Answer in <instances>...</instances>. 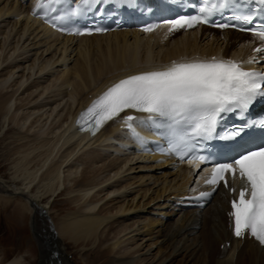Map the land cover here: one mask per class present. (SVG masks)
I'll list each match as a JSON object with an SVG mask.
<instances>
[{"label": "bare ground", "instance_id": "obj_1", "mask_svg": "<svg viewBox=\"0 0 264 264\" xmlns=\"http://www.w3.org/2000/svg\"><path fill=\"white\" fill-rule=\"evenodd\" d=\"M27 8L28 4L24 1L0 0V20L9 19L10 23V18H13L10 31L8 30L9 34H13V38H17L14 50L17 49L18 53L13 57L15 59L13 62L24 63L30 60L32 55H35L36 57L29 67L33 71V67L36 66L38 70L36 69L35 72H38V75L34 72L37 75L34 78L36 80L31 79L27 85L25 81L20 79L24 76L22 74L15 82L12 70L18 64L8 65L12 61L8 60L10 62L7 63L8 57L2 58L0 71L6 68L10 69L6 72L7 76L0 80V84H4L2 89L6 91L4 94L0 91V100L5 117L14 108L10 120L17 121V114L20 111L21 117L17 121L18 124L20 123V127H25V124L30 121L25 129L26 138L23 137V139L29 138L28 142L34 144V147L26 157L28 159L36 151L37 153L33 155L31 160H28L29 164L34 165L33 170L30 172L28 165L24 166L25 172L30 175L32 180L28 181L21 189L16 186H10L9 189L8 185L2 184L0 179V188L9 192L1 193L19 196L21 201L24 200V206L27 205L30 210L31 226V217L36 226H43L40 230L38 227L36 228L41 242L48 238L55 243V247L51 250L54 256L48 258L46 262L41 260V264H70V260L66 258L67 254H65L66 247L63 243L65 239L92 244L100 242L99 250L103 249L101 254L102 258H106L105 264H175L176 261H181L182 264H264V246L258 245L249 238L241 239L231 236L227 226L225 214L227 204L222 194V188L218 189L213 200L202 209L189 208L178 211L173 205V199H169L168 203L164 202L163 205L161 203L157 205L156 202H161L160 197L163 195L165 197L175 196L183 187L186 180L183 166L178 170H172L174 174H171L173 176L172 184L168 185L163 182L160 188L155 186L141 190L133 182H126L129 172L133 171L130 166L152 168L145 166L146 163L137 166L133 164L139 160L134 155H130L129 152H125L128 150L125 147L127 140L123 137L125 133L115 132L116 127L111 122L107 123L95 135L74 128L76 116L103 87L117 77L164 64L179 56L188 59L229 52L231 55L239 54L247 51L250 47L247 40L250 37H244L242 33H237L231 29L222 31L211 29L210 33V30L204 26L165 41L160 40V33L157 31L150 35H142L136 31H116L76 38L72 36L61 37L53 33L47 26L37 23L36 19L31 18L26 12ZM119 36L123 38L125 44L128 43L126 44L128 48L127 46L124 48H127L126 50H129V47L132 49L127 59L128 66L124 68L125 56H122L123 53H117L109 57V61L106 62L107 71H114L112 75L103 78L101 77L102 72H98L96 76L89 73V66L83 63L88 61L86 53L89 47L86 48L85 44L90 43L89 41H106L108 43L109 40L107 39L113 38L116 41V37ZM21 39H23V43L28 40V45L17 48ZM10 40L8 45L11 43ZM119 44H123V42ZM44 55L49 57L46 58ZM76 56L77 61L75 60ZM68 61L73 62V65L68 67ZM58 63L62 64L63 68L60 71L62 75L60 76L63 77L64 81L55 89L60 94L61 92L65 94L61 99L65 98L66 95L69 97L64 99L65 103H56L57 99H51L58 92L53 93L50 91V85L43 86L39 82L45 74H51L52 66ZM39 74L42 76L39 77ZM25 78L27 81V77ZM55 78L57 79V77ZM10 79L12 80L8 82ZM29 89L33 90L25 98L18 96L15 98L19 90L20 94L24 95ZM48 90L49 93L47 94L46 91ZM7 91H13V93L8 95ZM42 94L45 96L43 97ZM13 98H15L14 103L12 102ZM21 101L23 103H20ZM48 120L50 121L46 127ZM34 125L38 128L31 131L35 128ZM102 150L114 151L115 156L107 163L103 161L99 167H93L92 162L102 159ZM81 156H83V161L86 164L85 168L78 172L77 162ZM154 165L156 167L163 166L160 163ZM21 170L23 171V169ZM112 170L113 177L109 174ZM104 171H107L108 174L100 179ZM32 172L33 174H30ZM161 173L147 175L143 172L141 175L159 177ZM131 176L134 177V175ZM36 178H40L39 182H41L42 189L38 186L36 192L31 193L30 186ZM167 179L170 180L172 177L168 176ZM65 183L68 184L67 187H65ZM142 184L144 183L142 182ZM61 188L66 190L69 200L75 203L77 209L52 224L47 217L46 206L42 205L40 200L47 193L59 192ZM132 192L135 193L134 196ZM129 193L133 196L132 204L136 196H140L138 198H142V200L146 198L149 202L154 201L153 204L146 203L144 206L146 211L155 205L159 209H167V212L165 211L166 213H163L162 216L163 218L168 217L167 222L161 219L160 214L162 212L159 214L160 220H151L152 217L148 216L142 220L140 225L137 220L128 222L132 218H139L137 214L139 209H134L135 205L132 204L128 206L127 202L124 201ZM121 198L122 200L116 201L117 203L120 202V205L113 207L116 209V213L107 215L105 212L108 202ZM31 200L36 202V206L30 205ZM161 206L163 208H160ZM96 207L97 210L95 211ZM130 209H134L132 212H136V214L128 217L126 213ZM117 214H120L118 218L117 216L112 218ZM21 260V257L17 256L0 264H25L21 263Z\"/></svg>", "mask_w": 264, "mask_h": 264}, {"label": "snow or ice", "instance_id": "obj_2", "mask_svg": "<svg viewBox=\"0 0 264 264\" xmlns=\"http://www.w3.org/2000/svg\"><path fill=\"white\" fill-rule=\"evenodd\" d=\"M51 2L61 3L62 0H49V3ZM105 2L107 0H79L75 9L70 6L66 15L58 19L82 15L91 7H98ZM117 2L132 4L133 0ZM201 2L204 6L198 7V14L165 20L164 23L169 25V32L209 23L213 15L240 4V0ZM256 2L264 10V0ZM42 6L43 0H37L36 8ZM33 14L35 15V10ZM231 18L236 24L221 23L218 26L239 27L245 30L244 26L251 25L254 20L252 14L238 11ZM159 26L150 25L143 31H152ZM249 30L264 41V24ZM255 51L261 52L264 49L256 48ZM247 62L253 63L255 58ZM258 98L264 99V73L246 71L236 61L216 57L173 61L161 69L120 79L81 114L77 123L87 121V127L81 126L80 130L95 134L104 124L126 110L147 113L148 121L166 129L168 151L178 153L183 159L188 151L194 150L193 141L203 142L216 138L233 140L241 136L245 128L256 126L255 123L250 125L244 120L241 126L223 132L219 127L223 114L235 112L243 117ZM135 119L132 115L124 117L130 129H133L131 122ZM258 124L264 129V119ZM193 158L200 163L206 161V157L202 155ZM211 171L212 175L205 181L206 184L217 185L223 181L227 187L226 173H231L234 178L238 173L239 178L246 182L239 192V198L231 202L232 210L229 216L232 218L233 232L237 237L248 233L264 246V143L245 149L231 162L216 164ZM206 195L210 193L201 192L196 199Z\"/></svg>", "mask_w": 264, "mask_h": 264}, {"label": "rangeland", "instance_id": "obj_3", "mask_svg": "<svg viewBox=\"0 0 264 264\" xmlns=\"http://www.w3.org/2000/svg\"><path fill=\"white\" fill-rule=\"evenodd\" d=\"M12 21H13V18H10V23H9V19H7L5 21L0 20V26H1V28H0V60L2 58L8 57L7 63L12 61L8 65L11 64L14 66L15 64H18V66L16 65L17 67L12 70L14 73L13 79L15 82H17L18 78L22 74L24 76L20 79H22L23 82L25 81L26 82L25 84L27 85L31 82V79L36 78L38 75V72L37 73L35 72L36 69L38 70V68L36 66L33 67L34 68L33 71L29 67V66H31L33 59L36 56L32 55L30 60H28L24 63L23 62H20V63L13 62V61H15V59L13 57H15V55L18 53V51H17V49L14 50L15 49V41L17 40V38L16 37L13 38L12 33L9 34ZM5 37H7L8 40H7V38L5 39ZM23 39H24V37H23ZM23 39L20 40L17 48L26 47V45H28V40L25 41L26 43L25 42L23 43ZM112 39L113 38L107 39V40H109L108 43L106 41H102V42L101 41H99V42L94 41L96 43H94L93 41H89L90 43L87 42L88 45H87V43L85 44L86 48L89 47L88 48L89 50L87 49V53H86V56L88 57L87 58L88 64H87V62H83V63L86 64L87 66H89V68H90L89 73H91L92 75L96 76L98 72L99 73L102 72L101 77H103V78L112 75L114 73V71H111V72L107 71L108 65L106 64V62L109 61V59H108L109 57L114 56L117 53L118 54L123 53L122 56H125L124 64L126 63V66L124 65V68H126L128 66L127 59L129 58V53L132 51V49L129 47V50H126L128 48V46L126 44H128V43L125 44L122 37H120V36L118 38L116 37V41L113 39L112 43L113 44L115 43L114 45L111 43ZM9 40L11 42L10 43L11 45L9 44L10 46L7 44V43H9ZM3 41H6V42L4 43ZM103 42H104V44H103ZM121 42H123V44H119ZM90 44H91V46H90ZM122 45H124V46H122ZM125 46H127V48H124ZM4 47H5V49H4ZM124 49H125V51H124ZM13 51L16 53H14ZM9 55L11 58L9 57ZM44 56L47 58L48 55L47 56L44 55ZM45 57H44V59H45ZM71 57H72V55H71ZM75 58H76L75 60L77 61V56ZM44 59H42V60H44ZM8 60H10V61H8ZM40 60H39V62H40ZM71 60H73V59H71ZM72 65H73V62L68 61V67H70ZM54 66H56V67H54ZM59 66H61V68L59 70H57V68ZM98 67H100L101 69ZM52 68L54 71L52 70L51 74H47L43 78H40V81L38 78V81L41 82V84L43 86H49L50 85V89H51L50 91H52L53 93L58 92L60 94L59 91H56L55 87L58 88V86L62 85V82L64 81L63 77L60 76V75H62V72H60V71L62 70L63 67H62V64L58 63V64L53 65ZM9 69L10 68H6V69L0 71V80L7 76L6 72ZM97 69H98V71H97ZM34 72L37 75H35ZM4 74H6V75H4ZM30 75H31V77H30ZM58 75H59V78H58ZM41 76L42 75L39 74V77H41ZM56 76H57L58 80L60 79L62 81L59 80V82L57 81V83L55 84L52 82L54 79H55V81L57 80L55 78ZM25 77H27V81H26ZM11 80L12 79H10L8 82H10ZM34 80H36V79H34ZM14 81H13V83H14ZM3 86H4V84H0V91L4 94L6 91L2 89ZM20 90L15 95V98H16V96H18L19 98H25L26 95L28 93L32 92L33 89L27 90L24 95L20 94ZM7 92H8V95L13 93V91H7ZM46 93L48 94L49 90L46 91ZM58 93L56 96L51 97V99H54V98H55V100L57 99L58 101L56 100V103H58V102L65 103L64 99L66 100L69 97L66 95L65 98L61 99L62 97L65 96V94L63 92H61V94H60L61 96H60ZM45 94H42V96L44 97ZM15 98L12 99L13 103H14ZM59 98H60V100H59ZM7 103H5V104H7ZM17 103H19V102H17ZM20 103H23V101H21ZM61 105H63V104H61ZM13 109L14 108H12L11 112L5 117L4 112H3L4 110H2V108H1V100H0V179L2 180V184L4 183L5 185H8L9 189L11 188L10 186H16V187H19L21 189L27 184L28 181L32 180L30 175H28L25 172L24 166L28 165V168H30V170H29L30 172L33 170L34 165L29 164L28 160H31V158L33 157V155H35L37 153V151L33 155H30L29 158L27 159L26 155L34 147V144H31V142H28L29 138L26 139L27 141L25 139H23V137L26 138L25 129L28 126L30 121L25 124V127L21 128L20 123L19 124L17 123L18 119L21 117L20 111H19V114H17V118H16L17 121L14 122V121L10 120V115L12 114ZM49 121L50 120H48V122L46 123L47 124L46 127L48 126ZM34 126H35V128L31 131H34L38 128L36 125H34ZM102 156H103V154H102ZM112 156L113 155L106 156V161L108 159H110ZM100 163L101 162H96V163L94 162V165L93 164L92 165H93V167H99L102 164V163L101 164ZM77 164H78L77 165L78 166V172H80L82 170V168H85L84 166L86 163L83 161V156L78 158ZM145 166L152 168V169L161 168V167H156L154 164H151V166H150V164H148V163H146ZM130 167L133 168V170L135 169L132 166H130ZM137 167H139V166H137ZM141 168L142 167L140 166L139 170ZM166 168H168V167H166ZM21 169H23V171ZM168 169H169V171H167V170L163 171L159 177H155L152 175H150L148 177H147V175H139V177H137L138 175H134V177H132L131 176L132 171H130L129 172L130 174H128V176H127L128 179L126 182H129V183L133 182L134 185H136L141 190H143L145 188L147 189L148 187L153 188L155 186L157 188H160L162 186L163 182L167 183L168 185L172 184L171 180L173 181V176L171 174H173V172L170 168H168ZM30 174H33V172ZM107 174H108V172H106V173L103 172L101 174L102 177H100V179L107 176ZM109 174H110V176L113 175V173H111V172ZM168 176L172 177V179L168 180L167 179ZM39 181H40V178H36L31 183V186H30L31 193H35L36 190L38 189V186H39V188L41 187L40 186L41 182H39ZM142 182L144 184H142ZM67 185L68 184H66L65 187H67ZM41 189H42V187H41ZM1 192L6 193L7 191H5L3 188H0V263H3L5 261L10 260L12 258H15L17 256H20L22 259L21 263L34 264L36 257H37V244L36 243L38 242L41 245V239L38 235V231L36 230V228L38 226L35 225V222H34L33 218L31 217L32 227L34 230V234H33L34 237H33L32 233L30 231L29 221H30L31 215L29 212L30 210L28 209L29 207L27 205L24 206V200L22 199V201H23L22 202L21 198L19 196L15 197L14 195L11 196V195L4 194ZM7 193H9V192H7ZM49 193H47V195L42 197V199L40 200V203L42 205L46 206L47 217L51 221L52 224H55L56 221H58L64 215L76 211L77 206L75 205L74 202L69 200V196L66 193L65 189L61 188L59 192H55L52 194L51 193L49 194ZM132 194H133V196L135 195V193H132ZM132 194H129L128 196H126V198L124 200L125 202H127L128 206L130 204H132V200H133ZM25 196H26V193H25ZM138 197H140V196H136V198H134L132 205L133 206L135 205L134 209L138 208L140 210V211L139 210L137 211L139 218H132L128 222H131L133 220H137L139 222H142V220H144L148 216L152 217L151 220H154V219L160 220L159 214L162 212L160 214V217H162L167 212L166 211L167 209L163 208L162 206L160 208H163V209H159V207H157V205L160 203L163 205L164 202L168 203V200L172 199L171 196H170L171 197L170 198L169 196L165 197L163 195L159 199V200H161V202H158V203L156 202L155 204H157V205L153 206V208H150L146 211V209L144 207L146 205V203L153 204L154 201L149 202L146 198H144L142 200V198H138ZM145 199H146V201H145ZM120 200H122V198L115 200V201H112V202H108V204L106 206L107 211L105 213H107V215H114L116 213V209L113 207L116 205H120V202H118V203L116 202V201H120ZM98 204H97V206H98ZM124 206H126V205H124ZM96 210H97V207L95 208V211ZM133 210L130 209L128 211V213H126V214H128L127 215L128 217L129 216L131 217V216H133V214H136V212H132ZM144 211L146 213H148L149 215H145L146 213L141 214ZM155 212L156 213L158 212V213L156 214ZM139 214L145 215V216L143 217V216H140ZM98 215H101V214H98ZM118 215H120V214H117V215L113 216L112 218H116V216L118 218ZM161 219L162 220L164 219V221L167 222L168 217H165V218L162 217ZM35 220H36V218H35ZM111 223H110V225H111ZM41 227H43V226L41 225ZM41 227L39 226L38 230H40ZM108 227H109V225H108ZM63 243L65 244V247H66L65 254L68 253V257L72 260V261L71 260L69 261L70 264H73V263L74 264H105V262H106L105 261L106 258H102V254H101L103 249L101 248V250H99L100 246H101L100 242L92 244L89 242H84V243L80 242V241L74 242L72 240L65 239V241H63ZM68 257L66 255L67 259H69ZM175 264H182V262L176 261Z\"/></svg>", "mask_w": 264, "mask_h": 264}]
</instances>
